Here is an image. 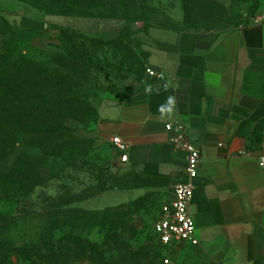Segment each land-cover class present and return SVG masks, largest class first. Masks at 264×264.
Instances as JSON below:
<instances>
[{
  "label": "rangeland",
  "instance_id": "374dc122",
  "mask_svg": "<svg viewBox=\"0 0 264 264\" xmlns=\"http://www.w3.org/2000/svg\"><path fill=\"white\" fill-rule=\"evenodd\" d=\"M250 7L249 0H0V52L33 58L46 70L33 85L20 88L41 97L42 111L16 128L15 144L8 143L11 153L0 161V218L51 200H74L72 206L87 210L117 209L116 215L110 211L113 226L90 232L96 243L93 257L75 264H148L144 253L160 251L151 232L158 213L154 196L92 209L107 191L100 183L105 188L122 183L113 150L97 137L96 107L124 100L147 85L150 75L139 64L146 69L143 53L152 42L151 31L228 29L254 21L259 13L251 14ZM61 27L99 41H83L82 51L48 57L54 45L50 37ZM17 121V115L9 119ZM31 127L45 131L42 141L30 135ZM61 139L76 140L79 147L66 154L58 146ZM36 181L41 184L32 186ZM20 240L17 233L13 240L0 239V264H32L27 258H34V250ZM153 264H175V259L163 252ZM183 264L214 263L192 257Z\"/></svg>",
  "mask_w": 264,
  "mask_h": 264
},
{
  "label": "crops",
  "instance_id": "0c3cea01",
  "mask_svg": "<svg viewBox=\"0 0 264 264\" xmlns=\"http://www.w3.org/2000/svg\"><path fill=\"white\" fill-rule=\"evenodd\" d=\"M264 11L257 0L255 13ZM143 53L161 74L145 87L97 107V137L111 147L122 183L98 198L118 206L152 195L171 198L187 182L185 152L170 143L167 122L181 123L201 153L191 212L197 244H175V264L203 257L214 264H264V21L228 29H155ZM152 87V92L145 89ZM167 85V88H165ZM176 97L174 113L161 119L158 106ZM126 144V159L110 143Z\"/></svg>",
  "mask_w": 264,
  "mask_h": 264
},
{
  "label": "trees",
  "instance_id": "16d2710c",
  "mask_svg": "<svg viewBox=\"0 0 264 264\" xmlns=\"http://www.w3.org/2000/svg\"><path fill=\"white\" fill-rule=\"evenodd\" d=\"M249 1L251 2L250 13L255 14L257 0ZM50 39L54 42V45H51L53 52H48V57H61L65 52L70 54L71 51H82L84 48L83 41L90 43L99 41L96 38L92 39L78 35L76 32L63 27L58 28L57 33ZM32 40L30 38L27 44H33ZM9 53L0 52V86L2 88L0 94V161L2 158H7L11 153L8 143L12 141L11 144H15L16 141L15 138L13 139V135L16 128L20 130L24 122L31 119L32 116L37 118L38 113L42 111L41 97L36 94L21 92L22 89L20 88L24 85H33L39 80L37 75L46 72L41 64L33 58L20 55L14 59L11 56V51ZM139 65L142 66V73H144L146 70L143 68L144 63L140 62ZM149 78L151 76L148 77L146 84H148ZM11 89L16 91L15 94L11 92ZM13 115L18 117L15 124L9 122ZM96 120L97 111L95 110V124ZM31 128L30 135L40 137L42 141L45 131L36 127ZM61 141L58 146L62 147L66 154L71 155L75 148L79 147L78 144L75 145L76 140L61 139ZM84 154H87V151ZM38 168L39 166L37 170ZM40 184L36 181L32 186ZM100 184L101 190L115 188L112 186L105 188L104 183ZM9 191L11 192L10 189ZM13 197V194L9 195L10 199ZM73 202L75 201L51 200L43 206L30 205V207H25L21 211L13 210L8 217L4 215L2 219L0 218V239L13 240V235L17 233L18 238L21 239L20 241L28 243L34 250V258H27L32 264H41L40 259H45V261L53 264H75L78 261L82 263V260L86 258L91 259L96 243L89 239L90 232L95 227L113 226L116 218L114 216L110 219V211L114 210L113 215H116L117 209L106 211L87 210L72 206ZM158 245L159 252L153 253V249H149L144 253L143 257L148 260V264H153L154 260L164 252L161 245L159 243ZM101 257L103 258V256Z\"/></svg>",
  "mask_w": 264,
  "mask_h": 264
},
{
  "label": "built area",
  "instance_id": "2783aa9c",
  "mask_svg": "<svg viewBox=\"0 0 264 264\" xmlns=\"http://www.w3.org/2000/svg\"><path fill=\"white\" fill-rule=\"evenodd\" d=\"M255 21H264V11L256 17ZM146 72L150 76L161 78V74L146 67ZM165 129L172 131L170 143L175 149L185 152V173L188 181L177 183L173 186L171 198L163 201L158 209L157 216L151 225V232L157 243L161 245L164 253L175 244H197L195 237V222L191 212V200L194 185L192 180L197 176L201 165V153L196 144L189 140L185 127L181 123L167 122ZM111 145L121 153L120 159H126V144L118 137L110 138ZM258 163L264 167V155L258 157ZM165 258L164 262L168 263Z\"/></svg>",
  "mask_w": 264,
  "mask_h": 264
},
{
  "label": "clouds",
  "instance_id": "9594fccd",
  "mask_svg": "<svg viewBox=\"0 0 264 264\" xmlns=\"http://www.w3.org/2000/svg\"><path fill=\"white\" fill-rule=\"evenodd\" d=\"M165 88H167V85H165ZM146 92L151 93L152 87L149 85L146 89ZM176 108V97L175 96H168L166 101L158 106V112L160 114L161 119H165L169 116H171Z\"/></svg>",
  "mask_w": 264,
  "mask_h": 264
}]
</instances>
